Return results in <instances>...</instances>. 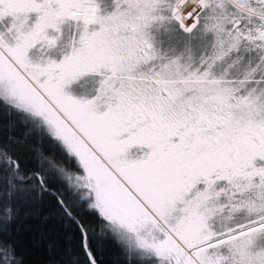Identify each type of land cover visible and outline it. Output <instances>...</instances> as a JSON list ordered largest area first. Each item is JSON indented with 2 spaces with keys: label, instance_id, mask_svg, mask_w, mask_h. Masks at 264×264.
I'll use <instances>...</instances> for the list:
<instances>
[{
  "label": "snow or ice",
  "instance_id": "snow-or-ice-1",
  "mask_svg": "<svg viewBox=\"0 0 264 264\" xmlns=\"http://www.w3.org/2000/svg\"><path fill=\"white\" fill-rule=\"evenodd\" d=\"M0 264H264V0H0Z\"/></svg>",
  "mask_w": 264,
  "mask_h": 264
}]
</instances>
